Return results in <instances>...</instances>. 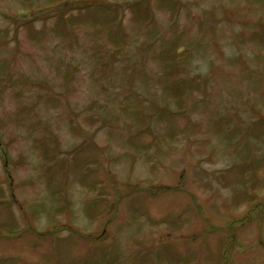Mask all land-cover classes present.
<instances>
[{
	"label": "rangeland",
	"instance_id": "rangeland-1",
	"mask_svg": "<svg viewBox=\"0 0 264 264\" xmlns=\"http://www.w3.org/2000/svg\"><path fill=\"white\" fill-rule=\"evenodd\" d=\"M69 4L0 0V264H264V0Z\"/></svg>",
	"mask_w": 264,
	"mask_h": 264
},
{
	"label": "trees",
	"instance_id": "trees-1",
	"mask_svg": "<svg viewBox=\"0 0 264 264\" xmlns=\"http://www.w3.org/2000/svg\"><path fill=\"white\" fill-rule=\"evenodd\" d=\"M94 3L96 2H91V3H86V4H83V5H77L75 7L72 8L73 9H79V8H91L90 6H92ZM62 4H64L65 6H68L69 5V8H70V4H69V0H62ZM95 6V5H94ZM54 7V6H53ZM47 8H51V7H47ZM46 9V8H45ZM70 10V9H69Z\"/></svg>",
	"mask_w": 264,
	"mask_h": 264
}]
</instances>
